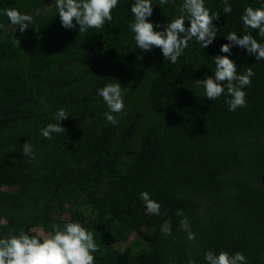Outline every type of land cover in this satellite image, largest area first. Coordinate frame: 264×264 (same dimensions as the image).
<instances>
[{
	"label": "trees",
	"instance_id": "trees-1",
	"mask_svg": "<svg viewBox=\"0 0 264 264\" xmlns=\"http://www.w3.org/2000/svg\"><path fill=\"white\" fill-rule=\"evenodd\" d=\"M51 2L0 0V10L33 15L23 32L11 25L0 32V232L41 226L48 233L71 219L93 231L96 264H206L204 250L221 248L264 264V59L231 48L237 71H254L246 103L235 110L223 94L212 100L195 85L211 74L229 30L256 36L240 14L260 0H228V13L221 0H206L217 35L204 49L190 41L175 64L158 46L135 47L130 0H119L103 27L84 32L63 27ZM179 3L154 4L147 18L162 28ZM0 23L7 17L0 14ZM115 80L124 108L113 125L97 88ZM57 108L69 114L58 121L64 131L43 137ZM25 140L33 157L20 150ZM141 189L160 202L159 215L145 210ZM164 219L171 234L159 229Z\"/></svg>",
	"mask_w": 264,
	"mask_h": 264
},
{
	"label": "clouds",
	"instance_id": "clouds-1",
	"mask_svg": "<svg viewBox=\"0 0 264 264\" xmlns=\"http://www.w3.org/2000/svg\"><path fill=\"white\" fill-rule=\"evenodd\" d=\"M119 0H52L50 5L59 14L63 27L73 28L79 25V31L89 28L99 29L106 20L112 19V10L117 7ZM169 0H130L132 19L128 22V30L132 33L135 47L148 50L159 47L164 58L175 64L190 41L193 39L205 48L213 42L217 35V26L213 20L216 12H210L206 0H180L178 12L168 17L161 28L159 22L148 19L154 4L168 3ZM222 11L228 13L232 5L228 0H221ZM0 14L7 17V23H0V32L6 33L9 25L12 32L17 27L23 32L24 28L33 24V15L28 11H21L16 7L0 10ZM187 20V25L185 21ZM240 21L245 28L256 29V36H264V0H260L257 7L245 5ZM251 32L243 31L238 34L229 30L225 41L219 45V50L213 55L214 68L211 74H204L203 78L195 80L196 86H202L204 96L215 99L224 95L228 110H235L246 103L245 87L251 83L254 75L253 68L248 66L243 72L237 71V64L231 56L233 46L242 47L247 53L253 54L255 59H264V40H258ZM14 38V37H13ZM15 42L17 40L14 38ZM137 59H142L137 53ZM97 93L105 102L107 110L103 118L110 124L117 123L115 113L124 108L121 83L118 80L106 82L97 88ZM69 114L64 108H57L55 122H48L40 128L43 137H51L53 133L64 131L59 120ZM21 152L29 157L34 156L33 145L25 140ZM138 198L143 201L147 212L159 215L160 202L154 199L146 189H141ZM181 216L180 227L186 232L187 238L193 240L195 234L190 230L187 216L181 209H176ZM161 232L171 234L170 219H164L159 225ZM98 249V242L93 231L86 228L79 220H66L62 225L53 223L51 231L44 234L29 230L26 226L16 231L9 229L7 235L0 232V264H96L94 253ZM203 260L206 264H246V257L242 251L229 252L226 249H205ZM187 264H194L192 259Z\"/></svg>",
	"mask_w": 264,
	"mask_h": 264
},
{
	"label": "rangeland",
	"instance_id": "rangeland-1",
	"mask_svg": "<svg viewBox=\"0 0 264 264\" xmlns=\"http://www.w3.org/2000/svg\"><path fill=\"white\" fill-rule=\"evenodd\" d=\"M79 212H80V211H79ZM66 215L68 216V214H66ZM72 215H73V214L70 213V216H72ZM30 230H31V231H34V232L44 233V234L47 233V232H46L41 226H33ZM134 237H135V233H132V234L130 235V237H129L128 242L134 240ZM126 246H127L126 243H122V244H120L118 247H119V249L124 250V249L127 248Z\"/></svg>",
	"mask_w": 264,
	"mask_h": 264
},
{
	"label": "flooded vegetation",
	"instance_id": "flooded-vegetation-1",
	"mask_svg": "<svg viewBox=\"0 0 264 264\" xmlns=\"http://www.w3.org/2000/svg\"><path fill=\"white\" fill-rule=\"evenodd\" d=\"M36 9H37V8H36ZM33 11H35V8L33 9ZM44 11H45V10H44ZM44 11L42 10L41 12L43 13ZM32 227H33V226H32ZM32 227H30V229H31ZM30 229H29V230H30Z\"/></svg>",
	"mask_w": 264,
	"mask_h": 264
},
{
	"label": "water",
	"instance_id": "water-1",
	"mask_svg": "<svg viewBox=\"0 0 264 264\" xmlns=\"http://www.w3.org/2000/svg\"><path fill=\"white\" fill-rule=\"evenodd\" d=\"M35 11H38V9L35 8Z\"/></svg>",
	"mask_w": 264,
	"mask_h": 264
}]
</instances>
